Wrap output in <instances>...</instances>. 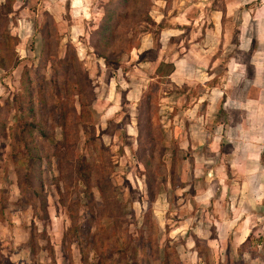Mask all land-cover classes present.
I'll return each instance as SVG.
<instances>
[{
  "label": "rangeland",
  "instance_id": "rangeland-1",
  "mask_svg": "<svg viewBox=\"0 0 264 264\" xmlns=\"http://www.w3.org/2000/svg\"><path fill=\"white\" fill-rule=\"evenodd\" d=\"M215 7L0 0V264H264V97L211 105L241 54Z\"/></svg>",
  "mask_w": 264,
  "mask_h": 264
},
{
  "label": "crops",
  "instance_id": "crops-1",
  "mask_svg": "<svg viewBox=\"0 0 264 264\" xmlns=\"http://www.w3.org/2000/svg\"><path fill=\"white\" fill-rule=\"evenodd\" d=\"M224 1H225V8L222 9L215 7V9L213 10V14L215 12H220L221 14L227 12L228 17H231V13L233 14L239 13L237 19L238 26H236V29H238L236 44L238 46L237 49L240 50L241 54L233 55L231 57L230 63L227 64L228 75L230 76L231 82L228 83L227 89H221L220 87L214 88L213 94L210 96L212 106H217V104L220 102H224V101L226 102L225 99L226 93L227 94L230 93L232 91L231 88L238 86V84L241 81H242L241 85H243V90L247 92V96L249 95L250 92L254 91L253 89L255 87L251 85L257 83L259 84L261 90L260 96L264 97V0H224ZM211 28L213 31L218 30L219 25L215 23V25H213ZM188 56L189 54H187L186 57ZM241 56H243L244 59L248 58L249 67L252 69L254 74V77L251 79L244 78L243 80L244 72H247V68L245 65L247 63L244 61L240 63H236L237 61L243 60L242 58H240ZM238 65H242L243 68L238 69L237 68ZM202 69H198V74H201V72H203ZM206 73H208V71H206ZM214 75L215 74H212V77H214ZM234 77L237 78L234 79ZM234 80L237 81L236 84L233 83ZM249 85L250 87L248 88ZM228 108L229 105L226 103L224 109L228 111ZM241 108L243 109L244 106H242ZM249 118H250V123L248 122V120L244 122L245 124L241 122L240 126L237 128L236 134L232 136L230 134L229 138L232 137L233 139L236 138L238 139L240 137H243L246 138V140H252L255 134L252 130H249L248 126L249 124L253 126L255 122L252 121L254 119L253 116H249ZM259 123H260L259 125L260 131H261L260 134L262 135L263 138L264 114L261 115V119Z\"/></svg>",
  "mask_w": 264,
  "mask_h": 264
},
{
  "label": "trees",
  "instance_id": "trees-1",
  "mask_svg": "<svg viewBox=\"0 0 264 264\" xmlns=\"http://www.w3.org/2000/svg\"><path fill=\"white\" fill-rule=\"evenodd\" d=\"M110 16H108V19L113 20V15L112 14H108ZM0 16H2V14H0ZM120 24H123L122 22V14L121 13H116V20H115V24H105L104 26H102V30L104 32L110 31L109 34H111L112 36H115V31L118 29V26ZM109 38V37H108ZM107 38V39H108ZM116 45V43L114 44ZM102 56L106 59L109 60L110 55L108 53H103L102 52ZM4 60H0V66L2 68H4ZM15 64H16V60H15ZM98 264H103L102 261H100Z\"/></svg>",
  "mask_w": 264,
  "mask_h": 264
}]
</instances>
